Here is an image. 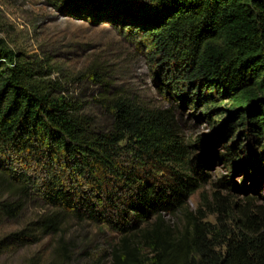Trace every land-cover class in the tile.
<instances>
[{
  "label": "trees",
  "instance_id": "obj_1",
  "mask_svg": "<svg viewBox=\"0 0 264 264\" xmlns=\"http://www.w3.org/2000/svg\"><path fill=\"white\" fill-rule=\"evenodd\" d=\"M45 1L62 13L112 15L133 28L168 65L160 83L182 100L213 108L226 101L240 135L201 158L190 153L168 109L108 86L93 97L109 118L96 127L75 99L0 39V219L17 218L32 196L49 207L1 234L0 254L55 233L70 217L117 234L110 264H264L260 210L214 191L210 222L186 203L206 181L209 160L252 181L264 176V0ZM218 183L238 185L225 176ZM233 210L238 223L229 229L224 215ZM176 214L179 226L165 218ZM59 251L69 260L65 243Z\"/></svg>",
  "mask_w": 264,
  "mask_h": 264
},
{
  "label": "rangeland",
  "instance_id": "obj_2",
  "mask_svg": "<svg viewBox=\"0 0 264 264\" xmlns=\"http://www.w3.org/2000/svg\"><path fill=\"white\" fill-rule=\"evenodd\" d=\"M133 1L141 6L149 3ZM111 16L92 17L88 12L83 16L70 15L45 0H0V39L16 53L17 59L31 62L38 69L39 78L55 81L64 94L75 99L96 127L108 125L109 118L93 97L108 86L149 108L168 109L190 153L201 158H207L212 150L220 151L221 142L229 144L239 138L241 127L230 121L229 103L222 101L219 108H213L202 101L182 100L160 83L167 80L164 76L168 65L158 54L147 50L139 33L133 28L127 31L126 24L113 23ZM231 124L234 125L228 132ZM212 136L221 139L213 142ZM204 172L206 181L186 201L189 210L200 207L204 220L213 222L215 191L231 204H247L252 212L257 208L264 215V176L252 181L230 172L217 159L209 160ZM223 176L238 185L221 186L218 180ZM206 202L210 204L208 209ZM48 210L32 196L17 218L0 219V235L23 227ZM238 217V211H228L224 215L226 226L235 229ZM165 218L177 226L182 222L178 214ZM116 241L117 234L104 224L65 217L55 233L2 252L0 264H110L109 251ZM61 243L68 248L69 260L62 261Z\"/></svg>",
  "mask_w": 264,
  "mask_h": 264
}]
</instances>
